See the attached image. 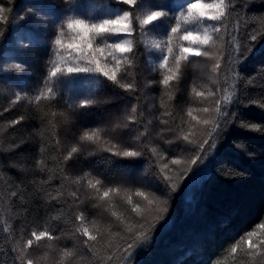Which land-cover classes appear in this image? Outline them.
<instances>
[{
  "label": "trees",
  "instance_id": "1",
  "mask_svg": "<svg viewBox=\"0 0 264 264\" xmlns=\"http://www.w3.org/2000/svg\"><path fill=\"white\" fill-rule=\"evenodd\" d=\"M184 2L144 0L143 10L163 6L169 11L166 22L174 26ZM225 2L226 17L211 22L222 25L213 33L212 48L221 68L213 72L215 60L206 57L184 61L179 79L168 87L161 83L167 69L148 64L143 33L134 22L131 64H121L118 73L121 83L135 86L132 91L99 74H80L72 84H46L55 57L51 41L16 46L7 57L3 51L14 26L40 21L24 14V0H0L7 21L0 23V264L27 259L33 264H264V245L252 257L243 242L250 231L257 233L253 242L264 238V0ZM78 4L89 6L95 20L127 8L112 0L65 1L60 7L73 14ZM169 62L175 66L174 59ZM107 63L114 62L109 57ZM233 85L227 114L217 117L214 102ZM48 86L54 98L37 100ZM193 88L205 97H196ZM210 90L215 95L208 97ZM88 96L95 103L79 108L78 101ZM204 107L210 111H199ZM189 108L196 109L197 120L187 115ZM206 119L220 124L210 139L212 123L204 124ZM92 130L99 131L98 140L80 139ZM205 139L209 143L201 150ZM72 147L79 151L66 160ZM125 149L141 155H113ZM87 179H100L101 193L88 188ZM108 188L119 192L101 200ZM137 191L155 203L149 205ZM133 205L142 209L139 215ZM81 214L83 222L77 219ZM81 224L96 241L85 243L87 237L77 231ZM45 230L55 239L35 241L32 232ZM142 233L147 235L128 258L123 249ZM29 239L34 243L22 255ZM233 246H238L234 254ZM64 251L72 255L64 257Z\"/></svg>",
  "mask_w": 264,
  "mask_h": 264
},
{
  "label": "snow or ice",
  "instance_id": "2",
  "mask_svg": "<svg viewBox=\"0 0 264 264\" xmlns=\"http://www.w3.org/2000/svg\"><path fill=\"white\" fill-rule=\"evenodd\" d=\"M69 5L74 3V0H66ZM113 3L117 5L127 6V8L118 9L113 15H109L97 20L89 19L87 17H82L75 14L67 15V17L59 23L58 35L53 40L52 52L56 57L55 60L51 62V67L48 70V79L46 84H72L75 83L78 79L81 78L80 74H99L107 78V80L112 81L114 84H117L119 87L124 88L125 90H135L133 84H124L118 80V73L120 72L121 64H131V58L128 55L133 51V40L130 39L133 33L137 31V27H134V22L138 25V30L143 33L145 36L148 33L158 29L165 21V18L169 16V11H165L163 6L151 7L148 11H144V0H112ZM229 8V4L225 0H212V2H206V0H185V2L179 5V15L175 16L176 23L174 26L169 25L167 36H166V54L163 55L160 59L162 62L159 63L161 69H167V73L162 80V84L165 87L170 85L171 81L179 79V71L182 60H187L191 57H207L209 59H214L215 63L212 65V71L217 72L221 68V61L214 54L206 49H212L216 46V40L214 39L213 33L221 32V24H208L203 26L204 21L210 22H220L226 17V10ZM5 9L0 8V23H6L4 17ZM21 20H24L25 17H20ZM201 25L202 30L199 28H183V25ZM182 33V34H181ZM3 35V32H0V36ZM118 36L120 39L110 40V37ZM178 38L179 40L186 41L187 45H181L179 47V54L173 55L174 47L173 41ZM256 37L253 36L252 39ZM235 37H233V40ZM152 48L161 50V45L159 42H153ZM63 53V54H62ZM74 53V55H73ZM67 56H71V62L67 59ZM109 57L111 61L114 62L111 66L107 63ZM169 57H173L175 66L170 68ZM237 60L240 57H236ZM83 61V63H81ZM18 70H22L20 64L14 66ZM234 71V69H233ZM66 78V79H64ZM234 85L233 91L228 92L225 90V94L215 100V107L211 109L215 112L217 117H223L226 115L224 110L227 105L232 102V96L234 95ZM192 92L196 97H205L203 91H197L196 88L192 89ZM213 91H208L207 96H214ZM55 93L51 86L46 88V91L41 93V96L36 97L37 100L51 99L54 98ZM20 95L17 94L16 101L20 100ZM169 99H172L171 94H169ZM95 103L94 99L91 96L85 97L78 101L79 108H88ZM221 104L224 107H221ZM164 106L163 104L161 105ZM137 108L133 106L132 112L135 113ZM196 109L189 108L187 115L192 118V120H197V117L193 114ZM205 113L209 112L208 107L199 109ZM55 115V113H53ZM61 115H64L61 113ZM22 119V118H21ZM132 122H135V117L129 118ZM20 120H16L13 123H19ZM199 123V121H197ZM166 123V121H165ZM204 124L212 123V129L208 133L209 139L213 132L219 129L220 124L218 120L213 119L204 120ZM143 135V133H141ZM82 141L95 142L99 139V131H85L80 138ZM184 140L188 141V135L183 137ZM59 141L57 140V143ZM191 142V141H189ZM209 140L205 139L202 144H200V149L203 150L205 144H208ZM214 143L210 147H214ZM117 146L112 145V148L115 149ZM112 150V149H106ZM77 147H72L71 151L65 157L66 160L72 158V154L78 152ZM156 149L153 148L152 152L155 154ZM113 155L121 156L124 158H136L141 155L139 151L136 150H116L113 151ZM199 159L197 156L191 162L194 164ZM173 164H179L180 161L173 159L171 161ZM41 163H43L41 161ZM87 176V174H86ZM86 178V177H85ZM167 178V177H166ZM79 183L78 179L75 181ZM102 182L100 179H87V186L90 189H95L97 193H101V189L98 187ZM119 192L117 188H108L102 192L100 195L101 200H108L110 194ZM15 195V193H13ZM74 196L75 193H72ZM138 197H143L147 200L149 205L155 203L154 200L149 199L145 192L137 191L135 193ZM55 198V197H54ZM128 203L132 204V199L128 197ZM166 211V209H164ZM132 211L138 215L142 212V209L133 205ZM113 216H117L116 212H112ZM80 221H84L85 217L83 214L77 217ZM117 219H120L117 216ZM260 227L264 229V224H261ZM78 232L84 237H87L85 243L88 241H96L97 236L91 234L88 226L81 224V227L77 229ZM131 231V228H129ZM32 237L35 241H41L45 238L48 240H53L55 237L49 232L40 231L32 232ZM147 233H142L141 235L136 236L135 241L129 242L127 246L123 249L124 253L128 258L131 256L130 249H133L137 246L136 241L143 242V237ZM257 236L255 231H250L246 233V239L243 241L246 245L247 255L254 257L260 252L261 245H264V238H260L258 242H253V238ZM33 239L26 241L24 249L22 250V255L26 249L31 248ZM91 247V246H89ZM238 251V246H233L231 252L234 254ZM72 253L69 251H64L63 256H71ZM108 259H112L111 256ZM25 264H33L32 259H27Z\"/></svg>",
  "mask_w": 264,
  "mask_h": 264
},
{
  "label": "rangeland",
  "instance_id": "3",
  "mask_svg": "<svg viewBox=\"0 0 264 264\" xmlns=\"http://www.w3.org/2000/svg\"><path fill=\"white\" fill-rule=\"evenodd\" d=\"M66 0H24V9L26 13L24 14H29L32 15V19H38L40 21L39 23L36 22H29L25 23V25H17L14 26L13 32H12V37L10 40L5 44L4 51L6 56H10V50L13 48L19 47L20 45L27 46L28 44H34L36 42H41L44 43L50 42L51 41V46H53V40H54V35L52 33L58 32L59 26H57V22L62 19L64 20L67 15H70L67 10L63 11L61 5ZM206 2H212V0H206ZM41 4V5H37ZM82 5L78 4V7L74 9L73 14L79 15L82 17H87L91 18L93 16V20H95V13L92 11L90 12L89 6L83 7L82 9L80 8ZM149 8L146 7L145 11H148ZM60 18V19H58ZM58 19V20H57ZM19 23V22H18ZM208 24H211L210 21H204L203 26H207ZM22 26H25L23 29ZM168 23L166 20L164 23L155 31L148 33L147 36L142 34L143 38V45L146 51L147 55V62L148 64L152 67L154 66L156 69H159L160 67L158 66L161 61V57L166 54V36H167V28H168ZM199 28L202 30L201 25H183L182 26V31L183 28ZM160 30L164 31V34L159 33ZM182 34V33H181ZM120 39L118 36H113V40ZM159 42L161 45V50H157L155 48H152L153 42ZM181 45H187L186 41L179 40L178 38L174 39L173 41V47H174V53L173 55H178L179 54V47ZM210 51L212 54H214L215 50L212 51V49H206ZM63 54V53H62ZM74 55V53H73ZM54 60L56 57H53ZM52 58V59H53ZM173 59V57H169ZM203 58L201 57H189L187 60H182L181 63L184 61L185 62H190L192 59H196V63H198V60ZM67 59L71 62L72 57L67 56ZM213 60L209 59L206 57V61ZM205 61V62H206ZM108 62V61H107ZM195 62V60H194ZM83 63V61H81ZM170 63V62H169Z\"/></svg>",
  "mask_w": 264,
  "mask_h": 264
}]
</instances>
